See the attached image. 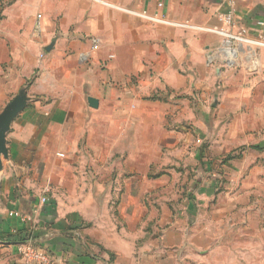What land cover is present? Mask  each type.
I'll use <instances>...</instances> for the list:
<instances>
[{"label":"crops","instance_id":"0c3cea01","mask_svg":"<svg viewBox=\"0 0 264 264\" xmlns=\"http://www.w3.org/2000/svg\"><path fill=\"white\" fill-rule=\"evenodd\" d=\"M229 11L233 25L220 20ZM157 14L169 22L154 21ZM186 23L191 26H182ZM215 28L231 33L244 28L251 41L231 44L209 30ZM260 39L264 0H0V112L23 89L37 103L12 125L10 162L28 176L23 184L13 174L0 178V264H25L21 248L27 240L49 251L51 264H164V256L144 255L140 242L147 231L121 222L125 204L136 217L141 189L152 183L139 158L163 156L151 149L156 138L145 135L143 125L152 128L159 116L165 125L169 119L202 122L205 113L180 112V103L188 109L187 103L236 107L239 100L246 102L240 108L264 106ZM95 134L103 141L101 150L93 146ZM81 139L89 141L85 149ZM45 140H53L52 154L43 150ZM80 155L85 164L72 162ZM50 156L53 168L45 159ZM41 157L43 184L29 177ZM50 170L54 185L45 184ZM75 171L85 175L72 179ZM99 171L118 174L101 184L104 195L95 198L93 172ZM91 202L98 203V214L87 212ZM11 211L31 215L32 221L22 222ZM179 231L158 233L166 241L182 236L181 244L164 242L165 248H188L183 239L188 232ZM22 237L27 239L19 242Z\"/></svg>","mask_w":264,"mask_h":264},{"label":"rangeland","instance_id":"374dc122","mask_svg":"<svg viewBox=\"0 0 264 264\" xmlns=\"http://www.w3.org/2000/svg\"><path fill=\"white\" fill-rule=\"evenodd\" d=\"M240 103L246 102L239 100L236 107L222 102L214 106L212 103H187L189 109L180 103L179 107L183 106L179 108L180 112L205 113L200 117L202 122L198 125L186 121L174 124L169 119L165 125L164 117L159 116V122L152 128L143 125L145 135L156 138L157 144H152L151 149L162 152L163 156L139 158L143 176L150 175L152 183L141 189L143 203L135 205L136 217L128 214L132 205L125 204L127 211L121 222L131 230L147 231L140 242L145 256H164V264H264V138H258L264 133V106L254 107L247 103L248 108H240ZM163 105L161 103L157 109L160 114ZM35 109L37 103H31L29 99L20 115ZM241 111L249 113L240 115L238 112ZM198 120L196 118L195 122ZM12 125L7 133L9 157L3 158L0 178L13 174L16 182L23 184L28 173L15 172L10 162V149L15 147L11 141ZM88 142L81 139L79 147L85 149ZM92 143L102 149L103 141L96 134ZM113 143L116 144L111 141ZM146 143L143 139V147ZM42 147L43 150L50 149L51 154L55 149L53 140L47 143L45 140ZM48 158L50 168H53L55 161L52 156L45 157ZM74 159L75 164L86 162L84 155ZM40 160L44 157L38 160L39 163L37 161L29 177L43 184L38 180ZM99 161L101 163V158ZM52 171L46 172L47 185H54L55 173ZM117 174L93 172L95 198L104 195L101 184L108 178H117ZM73 175L72 179H76L75 176L83 178L81 175L85 173L75 171ZM97 206L98 203L91 202L87 212L98 214ZM110 206L116 219L117 206L115 203ZM117 223L122 225L118 220ZM171 227L178 228L180 233L188 232L183 238L188 242V248L183 252L164 246V242L181 244V235L175 234L168 241L163 235L158 236ZM148 242L159 244L158 251L152 246L145 248L149 247L145 245Z\"/></svg>","mask_w":264,"mask_h":264},{"label":"built area","instance_id":"2783aa9c","mask_svg":"<svg viewBox=\"0 0 264 264\" xmlns=\"http://www.w3.org/2000/svg\"><path fill=\"white\" fill-rule=\"evenodd\" d=\"M159 7L163 6V3L158 4ZM220 20L225 25H233L234 23V14L232 11L225 12L219 15ZM38 17H41V15H38ZM156 22H169L166 19V16L163 14H157L152 18ZM182 26H191L189 24H182ZM40 28V23L37 24V29ZM210 31L217 32L220 34H223L227 37V41L231 44L236 42H250L251 40L247 38L246 36V29H241L238 33H231L229 31H226L223 28H215V29H209ZM262 39V38H261ZM259 40L257 43L260 45H264V41ZM41 201L43 203H46L48 201L47 196H43ZM10 216H16L19 218L22 222H29L32 221V216L24 214L22 212L18 211H11ZM21 254L22 259L25 262V264H51L52 256L49 253V251L41 248L40 246L36 245L32 240H27L23 243L21 248Z\"/></svg>","mask_w":264,"mask_h":264},{"label":"water","instance_id":"95a60500","mask_svg":"<svg viewBox=\"0 0 264 264\" xmlns=\"http://www.w3.org/2000/svg\"><path fill=\"white\" fill-rule=\"evenodd\" d=\"M29 97L25 89L15 95L0 112V172L3 169V158L9 157L7 133L13 121L25 110Z\"/></svg>","mask_w":264,"mask_h":264},{"label":"trees","instance_id":"16d2710c","mask_svg":"<svg viewBox=\"0 0 264 264\" xmlns=\"http://www.w3.org/2000/svg\"><path fill=\"white\" fill-rule=\"evenodd\" d=\"M257 148H262V147L258 146ZM26 239H27V238H24V237L19 238V242H24Z\"/></svg>","mask_w":264,"mask_h":264}]
</instances>
